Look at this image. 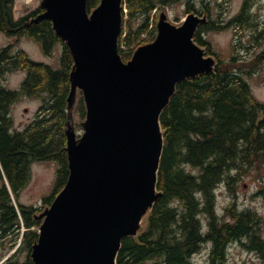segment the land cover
<instances>
[{
    "label": "trees",
    "instance_id": "obj_1",
    "mask_svg": "<svg viewBox=\"0 0 264 264\" xmlns=\"http://www.w3.org/2000/svg\"><path fill=\"white\" fill-rule=\"evenodd\" d=\"M175 1L126 0L128 12H123L119 38L124 62L156 39L152 12ZM15 2L0 0L2 32L10 37L32 38L47 54L58 43L63 46L59 69L37 62L23 51L14 52L13 45L0 49V239L9 238L11 250L20 244L4 264H34L31 252L39 239L42 221L38 216L43 210L20 205L17 196L30 184L31 166L38 161H56L59 166L53 192L43 200L45 206L51 205L67 184L70 170L66 126L74 61L51 21L32 23L44 9L40 6L16 20ZM100 2L88 0V10L93 11ZM220 30L217 22L210 20L194 37L218 62L214 72L179 83L162 113L164 150L158 180L162 194L144 218L139 234L123 239L117 264H192L194 256L207 245L209 264H228V250L234 242L264 260L263 221L258 213L239 210L233 203L220 216L216 208L219 186L227 185L235 193L240 178L235 171L245 167L264 169V103L254 96L244 76L254 70L243 69L235 55L222 60L204 39V33ZM261 65L264 52L252 68ZM19 70L27 74L21 88L8 90L3 86L6 74ZM24 96L40 99L42 105L35 120L23 131H16L11 107ZM77 112L86 119L82 92ZM260 192H264V175ZM202 215L207 219L205 224ZM23 252L25 259L20 260Z\"/></svg>",
    "mask_w": 264,
    "mask_h": 264
},
{
    "label": "water",
    "instance_id": "obj_2",
    "mask_svg": "<svg viewBox=\"0 0 264 264\" xmlns=\"http://www.w3.org/2000/svg\"><path fill=\"white\" fill-rule=\"evenodd\" d=\"M124 2L101 0L89 11L88 0H43L44 12L32 20L51 21L70 49L69 109L78 91L86 105L80 138L71 118L66 126L70 176L38 216L34 264H117L123 239L139 234L162 194L160 117L179 83L210 74L217 64L194 40L207 22L194 13L179 26L162 13L155 41L124 62Z\"/></svg>",
    "mask_w": 264,
    "mask_h": 264
},
{
    "label": "rangeland",
    "instance_id": "obj_3",
    "mask_svg": "<svg viewBox=\"0 0 264 264\" xmlns=\"http://www.w3.org/2000/svg\"><path fill=\"white\" fill-rule=\"evenodd\" d=\"M43 0H16L14 7V17L16 20L28 15L32 11H35L42 5ZM219 0H178L167 6H159L158 12L151 20L155 27L160 20L162 13L168 16V19L174 25H181L185 17L187 16L188 9L193 6L196 9L202 11L206 9L214 19L220 11L218 7ZM231 10H236L239 6V0H232ZM28 8V10H27ZM128 12V10H127ZM229 14H232L229 13ZM229 15H226L228 17ZM153 15L151 14V18ZM157 21V23H155ZM244 33L240 37L235 35L234 31H212L203 34L204 39H207L213 46L214 50L218 53L219 57L227 61L233 55H235L239 63H242L243 69L254 70L249 75H244L249 84L251 85L254 96L264 103V66L252 68V63H256L259 54L263 53L264 47H251V50L247 48L250 42V37ZM245 46L239 47L238 42ZM13 45L14 52H25L31 59L51 65L55 69L60 68V61L63 46L58 43L52 53L47 54L42 46L32 38L27 36L10 37L0 30V49ZM235 46V47H234ZM133 56V55H132ZM213 56V55H211ZM218 61L216 56H213ZM132 58V57H131ZM130 58V59H131ZM27 74L25 71L19 70L15 72H9L6 74L3 86L8 90H19L24 82ZM81 91H78L73 106L69 109L70 118L74 126V130L78 134V139L83 134V124L85 120L77 112V102ZM42 105V101L36 98H30L27 96L22 97L11 107V117L14 121V127L16 131H23L27 128L36 118L37 113ZM58 163L56 161H41L34 162L31 166V181L30 184L24 190L20 191L17 196L18 202L22 206H33L36 208H42L43 212L50 208L51 205H44L43 200L50 196L53 192L54 185L58 173ZM235 174H240L239 181L236 184V191H233L227 185H221L216 192V208L217 213L220 216H224L227 209L236 203L239 210L250 209L258 213L262 218V235L264 236V192H260L262 177L264 175L263 168H249L245 167L242 171H235ZM3 186V181L0 178V189ZM42 212V213H43ZM204 224L206 223V217L201 216ZM42 221V220H41ZM43 222V221H42ZM145 220H143L142 226H144ZM40 230V229H39ZM18 244L13 250H11L10 239H0V264L12 256L16 252ZM210 247L205 246L204 249L196 254L193 258L192 264H209ZM26 253L20 255V260H24ZM149 264V263H148ZM228 264H264L257 254L248 251L240 243L234 242L228 250Z\"/></svg>",
    "mask_w": 264,
    "mask_h": 264
},
{
    "label": "flooded vegetation",
    "instance_id": "obj_4",
    "mask_svg": "<svg viewBox=\"0 0 264 264\" xmlns=\"http://www.w3.org/2000/svg\"><path fill=\"white\" fill-rule=\"evenodd\" d=\"M231 2L232 0H219L218 2L220 11L215 17L221 29L218 32L232 30L237 37L248 33L250 37L248 50H251V47H264V0H239V6L233 11L231 9L234 6ZM205 8L207 9L208 5ZM206 9L200 11L193 6L188 9L187 14L194 13L200 17H207V21L214 19L208 11L206 12ZM231 12L232 14H229ZM226 15L229 16L226 17ZM238 46L245 45L239 41Z\"/></svg>",
    "mask_w": 264,
    "mask_h": 264
}]
</instances>
